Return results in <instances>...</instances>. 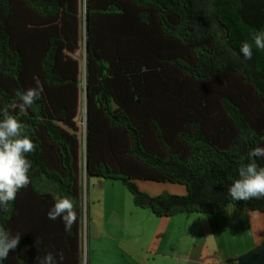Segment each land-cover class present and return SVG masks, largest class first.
<instances>
[{"label":"trees","instance_id":"16d2710c","mask_svg":"<svg viewBox=\"0 0 264 264\" xmlns=\"http://www.w3.org/2000/svg\"><path fill=\"white\" fill-rule=\"evenodd\" d=\"M262 28L264 0H0V111L35 146L29 184L0 209V227L20 235L3 264L47 252L88 264L84 180L94 177L122 181L157 217L264 212V197L227 192L264 146V51L239 52ZM37 84L40 99L21 111L16 92ZM138 181L186 193L153 195ZM61 196L73 201L70 232L46 215Z\"/></svg>","mask_w":264,"mask_h":264},{"label":"crops","instance_id":"0c3cea01","mask_svg":"<svg viewBox=\"0 0 264 264\" xmlns=\"http://www.w3.org/2000/svg\"><path fill=\"white\" fill-rule=\"evenodd\" d=\"M139 183L153 195L164 191L186 193L182 184ZM85 203L88 220L83 239L88 264H264V212L248 211L252 247L230 253L225 248H205L206 236L199 232L204 229L202 218L208 214L157 217L148 208L136 206L133 197L130 201L101 195L90 200L87 196ZM192 219L198 220L197 227L191 224ZM206 251L211 255L206 256Z\"/></svg>","mask_w":264,"mask_h":264},{"label":"clouds","instance_id":"9594fccd","mask_svg":"<svg viewBox=\"0 0 264 264\" xmlns=\"http://www.w3.org/2000/svg\"><path fill=\"white\" fill-rule=\"evenodd\" d=\"M250 40L251 42H241L239 47L245 61L251 60L253 48L258 52L264 51V28L253 32ZM16 95L19 97V108L24 111L40 99L41 89L37 84L35 88L18 90ZM34 147L29 136L24 134L23 123L7 110L0 111V209L6 208L9 202L15 200L18 190L29 184L28 171L31 165L26 154L32 152ZM261 158H264V146H255L248 152V162L240 165L238 178L227 189L232 200L245 201L264 197V167L257 164V160ZM46 215L49 220L59 218L66 232L71 231L76 221L73 201L67 196L56 198ZM19 239L20 235H12L0 227V264L8 257L10 250L16 249ZM39 264L59 262L57 256L47 252L39 260Z\"/></svg>","mask_w":264,"mask_h":264},{"label":"rangeland","instance_id":"374dc122","mask_svg":"<svg viewBox=\"0 0 264 264\" xmlns=\"http://www.w3.org/2000/svg\"><path fill=\"white\" fill-rule=\"evenodd\" d=\"M81 57V55H80ZM84 114V109L82 110ZM83 126V122H82ZM84 180V191L85 200L87 196L90 200L97 195L101 196H116L121 199H126L132 201L131 193L127 190L125 185L120 180L104 179L99 177L90 178L88 182ZM142 189V183H139ZM143 190V189H142ZM248 211L239 209L236 206L225 207L216 215H207L202 222L203 230L200 231V235L206 236L205 248H218L219 251L225 248L226 251L230 253L237 250L249 249L252 247L251 238V226ZM197 219H192L191 224L198 226L199 222ZM192 236V235H191ZM187 239V234L182 237V242L185 243ZM86 246L85 252L83 253L84 260L86 261ZM211 255L206 251V256ZM227 255V254H226Z\"/></svg>","mask_w":264,"mask_h":264},{"label":"water","instance_id":"95a60500","mask_svg":"<svg viewBox=\"0 0 264 264\" xmlns=\"http://www.w3.org/2000/svg\"><path fill=\"white\" fill-rule=\"evenodd\" d=\"M84 115H86V111H85V108H84ZM85 169H86V162H85V165H84ZM86 171V170H85ZM85 174V172H84Z\"/></svg>","mask_w":264,"mask_h":264},{"label":"built area","instance_id":"2783aa9c","mask_svg":"<svg viewBox=\"0 0 264 264\" xmlns=\"http://www.w3.org/2000/svg\"><path fill=\"white\" fill-rule=\"evenodd\" d=\"M84 252H85V243H84ZM84 262L86 263V261L84 260ZM143 264H148V263H143Z\"/></svg>","mask_w":264,"mask_h":264}]
</instances>
